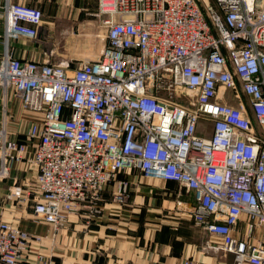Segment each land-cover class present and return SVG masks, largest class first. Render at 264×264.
I'll return each mask as SVG.
<instances>
[{
    "label": "built area",
    "instance_id": "obj_1",
    "mask_svg": "<svg viewBox=\"0 0 264 264\" xmlns=\"http://www.w3.org/2000/svg\"><path fill=\"white\" fill-rule=\"evenodd\" d=\"M97 3L106 42L74 60L19 58L14 42L45 15L0 0V178L32 147L33 214L55 230L83 206L94 216L112 184L128 205L122 176L175 181L217 250L264 264V0ZM32 236L0 215V264H19Z\"/></svg>",
    "mask_w": 264,
    "mask_h": 264
},
{
    "label": "crops",
    "instance_id": "obj_2",
    "mask_svg": "<svg viewBox=\"0 0 264 264\" xmlns=\"http://www.w3.org/2000/svg\"><path fill=\"white\" fill-rule=\"evenodd\" d=\"M18 1L37 5L44 15L50 14V21L41 27L37 38L14 42L19 58L45 57L49 53L47 46L53 42L45 40L44 29L53 35L61 33L52 45L56 49L61 45L80 51L103 48L106 40L97 45L93 42L94 28L100 25L93 16L97 0ZM1 108L0 101V121ZM19 139L24 140V136ZM32 154V147H28L24 161L0 178V215L33 235L30 249L19 264H42L41 257L52 264H183L186 260L193 264H233L232 254L214 247L221 240L204 234L195 225L193 196L180 190L175 181H140L135 174L122 176L132 182L128 205L113 201L112 184L103 190L94 216L88 206H83L79 214L70 216L55 230L33 214L36 168L30 161ZM18 185L22 195L11 197V189Z\"/></svg>",
    "mask_w": 264,
    "mask_h": 264
},
{
    "label": "rangeland",
    "instance_id": "obj_3",
    "mask_svg": "<svg viewBox=\"0 0 264 264\" xmlns=\"http://www.w3.org/2000/svg\"><path fill=\"white\" fill-rule=\"evenodd\" d=\"M49 13H46L45 14V23L46 21H50L49 19ZM44 23V24H45ZM48 29H44V37H45V40L49 42V44L51 42L54 43L55 41V38L56 37H59V34L57 32V34H49L48 33ZM86 31V30H85ZM94 32H95V36L93 37L94 40V44L97 45V44H101L103 41L105 42V31H104V28L101 27L100 25H96L95 28H94ZM52 44L48 45V49H49V53H51L53 56V58L55 59H62V58H69V59H74V60H81V59H86V58H96V56L100 53L101 50L99 51H96L95 47L93 48V50H87V51H80V50H76L74 48L72 49H68L69 47H67V45H61V46H56V48L52 47ZM67 47V48H66ZM102 49V47H101Z\"/></svg>",
    "mask_w": 264,
    "mask_h": 264
}]
</instances>
